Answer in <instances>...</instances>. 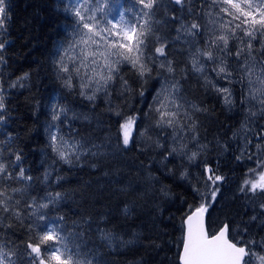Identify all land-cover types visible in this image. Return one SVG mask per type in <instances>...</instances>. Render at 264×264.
<instances>
[{"label": "trees", "instance_id": "obj_1", "mask_svg": "<svg viewBox=\"0 0 264 264\" xmlns=\"http://www.w3.org/2000/svg\"><path fill=\"white\" fill-rule=\"evenodd\" d=\"M194 2L197 11L211 4L209 0ZM100 3L115 16L131 7L134 0H100ZM66 7L67 0H5V27L0 29V41H6L5 62L0 63V86L6 122L0 124V140L6 141L11 134L12 150L21 152L26 174L33 177L25 199L37 197L40 201L48 192L64 194L56 206L42 211L52 218L63 216L65 234L82 233L74 241L79 245L81 259L93 264H178L181 221L188 206L199 203L192 189L205 163L226 177L217 201L206 214L209 229L227 220L234 224L241 219L247 221L254 214L253 205L249 206L238 187L247 169L255 167L257 159L264 160V153L256 149V144L264 141L253 138L245 158L236 159L239 148L233 131L245 115L239 105L241 86L234 85L237 103L232 110L224 104L221 94L211 88L205 90L203 78L191 71L186 38L176 39L180 19L174 21L172 17L190 21L187 5L181 11L170 0H160L155 19L162 23L154 27L167 40V58L173 60L176 72L168 73L157 62L152 65L151 76L142 81L130 65L121 64L119 76L128 81L127 90L121 87L118 77L107 91L85 90L87 95L95 94L94 100H88L80 95L78 79L75 87L69 89L57 78L58 52L72 39L74 17ZM201 23H205L204 17ZM157 46L155 39H150L149 54L155 55ZM25 73H28L23 81L25 87H10ZM173 76L180 82L181 97L207 109L192 115L197 125L195 133H182L189 154L200 145L208 146L191 164L186 157L167 155L173 146L171 129L161 133L153 118L146 115L165 78L172 81ZM222 84L228 86L220 81ZM54 104L68 109L67 115L56 121L52 120ZM187 110L192 112L191 108ZM117 111L120 116L115 114ZM128 116L137 118L134 140L127 149L122 144L118 148L119 124ZM256 121V131L264 128V120ZM145 129L151 140L140 136ZM53 134L70 143L79 141L88 151L73 165L65 164L50 147ZM192 135H196L198 143L191 140ZM157 139L163 147L156 146ZM93 152L98 154L94 156ZM247 155H253V159L248 160ZM9 156L5 145L3 158L7 160ZM46 172L50 173L48 180L44 179ZM184 172L188 173L187 178H181ZM231 193L233 197L225 202ZM255 210L259 208L256 206ZM101 230L112 234L111 242L101 239ZM263 230L252 225V233L258 237ZM0 233H4L0 235V243L7 248L24 247L21 242L27 238L26 228L17 225L0 229ZM17 264L23 262L18 260Z\"/></svg>", "mask_w": 264, "mask_h": 264}, {"label": "snow or ice", "instance_id": "obj_2", "mask_svg": "<svg viewBox=\"0 0 264 264\" xmlns=\"http://www.w3.org/2000/svg\"><path fill=\"white\" fill-rule=\"evenodd\" d=\"M170 3L180 6L181 11L187 5L190 21L175 15L172 17L174 21L180 19L176 39L186 38L185 42L190 46L188 60L191 71L203 78L205 90L211 88L221 94L224 104L232 110L237 103L234 85L241 86L239 105L245 115L238 131L244 133L246 145L236 159L242 160L247 152V144L252 143L248 139L249 133H253L257 140L264 141V128L256 131L250 127L257 119L264 120V0H211L210 5L202 7H215V16L211 11H197L194 0H170ZM159 4L160 0H134L131 7L118 12L117 19L100 0H72L65 9L74 17L72 39L62 52H58L59 59L55 61L57 78L69 89L75 87V80L78 79L80 95L94 100L95 92L107 91L111 82L118 77L122 81L121 87L127 90L128 81L119 76L121 64L130 65L142 81L151 76L152 65L157 62L160 68L174 74V62L167 58V40L158 35L154 27L162 23L155 19ZM204 16L208 17L206 24L201 23ZM5 20V0H0V29H4ZM205 36L206 39H201ZM152 38L159 45L155 47V55L149 54L148 44ZM5 44L6 41H0V63L5 62ZM159 57L164 59L159 60ZM180 71L184 72L185 69ZM27 78L28 73H25L13 81L10 87H25L23 81ZM220 81L228 86L220 85ZM93 86L94 93L87 95L85 90ZM180 92L179 80L174 76L172 81L165 78L146 115L153 118L155 128L161 133L171 129L173 146L167 155L186 157L191 164L206 152L208 146L200 145L189 154L182 133H195L197 125L192 115L207 109L187 101L179 95ZM140 94L143 96V91ZM188 108H191V113ZM67 111L66 107L54 104L52 120L60 119L61 115L66 116ZM115 114L121 115L119 111ZM136 119L135 116H128L119 124L118 148L122 144L127 149L133 142ZM5 122L6 105L0 86V124ZM140 136H147L151 140L147 129ZM12 139L9 134L6 141L0 140V229L19 225L26 228L27 238L21 242L23 248H7L0 243V264H17L18 260L23 264H93L91 260L80 258L79 245L74 243L82 233L65 234L64 217L52 218L42 211L56 206L64 194L48 192L40 201L37 197L25 199L29 195V182L33 177L26 174L21 152L12 150ZM191 140L197 141L196 135H192ZM155 144L163 147L159 139ZM5 145L10 154L7 160L3 158ZM50 147L61 161L69 165L78 162L88 151L79 141L70 143L55 134L51 136ZM256 149L258 153H264V143H257ZM97 154L92 153L94 156ZM247 159L252 160L253 155H247ZM49 175L46 172L44 179L48 180ZM187 176V172L181 174V178ZM59 179L61 177H57ZM225 180L224 175L207 163L197 176V183L192 190L199 197V203L196 206L189 205L181 221L180 264H264V252L258 251L264 249V236L257 240L252 233L253 224L257 229H264V160L257 159L255 167L247 169L238 187V192L253 205L254 214L247 221L241 219L234 224L232 220H227L215 229H209L206 214L217 201ZM13 183L17 186H13ZM258 201L259 211H256ZM83 222L87 223V220ZM101 239L111 242L113 236L101 230Z\"/></svg>", "mask_w": 264, "mask_h": 264}, {"label": "rangeland", "instance_id": "obj_3", "mask_svg": "<svg viewBox=\"0 0 264 264\" xmlns=\"http://www.w3.org/2000/svg\"><path fill=\"white\" fill-rule=\"evenodd\" d=\"M67 1H68V7H69L71 5V3H72V0H67ZM209 1L211 2V0H209ZM202 11H205V12L206 11H211L213 13V16H215V13H216L217 9L215 7L211 8V9H209L207 7H204V9ZM115 16H116L117 19L119 18L118 14H116ZM204 18H205V24H206L207 23V20H208V17L204 16ZM201 39H206V36L205 37H201ZM66 47L67 46H65L64 48H66ZM63 49H62V51H63ZM65 62L67 63V60ZM222 86H226V85L225 84H222ZM94 87L95 86H93V88ZM243 121H244V118L241 120L240 125L233 131V137L237 141L236 143H237V146L239 148V155H241V151L243 149H245V145H246V140L243 139L244 133L242 131H238V130L241 129V123ZM257 123L258 122L256 121L254 124H251L250 127H252L255 130H257V126H256ZM234 133H237V135L234 136ZM253 138H255L254 134L253 133H249L248 134V139L252 140ZM248 147L249 146L247 144V150H248ZM245 155H246V153H245ZM232 197H233V195L231 193L229 196L225 197L224 201L226 202V201L230 200ZM258 203H259V201L257 202V205H256L257 207H258ZM248 204H249V206L252 205L251 203H248ZM253 234H255V233H253ZM261 236H264V230L262 231V233H261V235L259 237H258V234L257 233L255 234V238L257 240H259ZM258 251L264 252V249H258Z\"/></svg>", "mask_w": 264, "mask_h": 264}, {"label": "water", "instance_id": "obj_4", "mask_svg": "<svg viewBox=\"0 0 264 264\" xmlns=\"http://www.w3.org/2000/svg\"><path fill=\"white\" fill-rule=\"evenodd\" d=\"M207 219V218H206ZM206 223H207V220H206ZM182 243V242H181ZM182 251V246H181V248H180V252ZM180 252H179V254H180ZM178 264H180V260L178 259Z\"/></svg>", "mask_w": 264, "mask_h": 264}, {"label": "bare ground", "instance_id": "obj_5", "mask_svg": "<svg viewBox=\"0 0 264 264\" xmlns=\"http://www.w3.org/2000/svg\"><path fill=\"white\" fill-rule=\"evenodd\" d=\"M185 39V38H184Z\"/></svg>", "mask_w": 264, "mask_h": 264}]
</instances>
